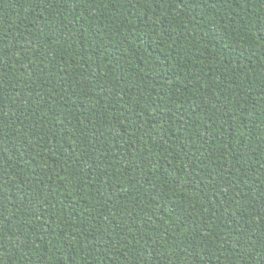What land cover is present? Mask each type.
Returning <instances> with one entry per match:
<instances>
[{
    "label": "trees",
    "instance_id": "16d2710c",
    "mask_svg": "<svg viewBox=\"0 0 264 264\" xmlns=\"http://www.w3.org/2000/svg\"><path fill=\"white\" fill-rule=\"evenodd\" d=\"M0 264H264V0H0Z\"/></svg>",
    "mask_w": 264,
    "mask_h": 264
}]
</instances>
